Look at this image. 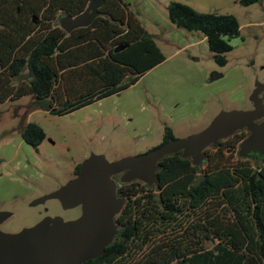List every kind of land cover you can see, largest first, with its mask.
Segmentation results:
<instances>
[{
    "label": "trees",
    "instance_id": "trees-1",
    "mask_svg": "<svg viewBox=\"0 0 264 264\" xmlns=\"http://www.w3.org/2000/svg\"><path fill=\"white\" fill-rule=\"evenodd\" d=\"M90 2L0 0V105L32 96L37 109L70 114L131 87L165 60L124 0H104L90 25L67 33L61 17ZM167 11L177 27L201 32L215 63L227 65L230 39L241 36L235 14L178 0ZM249 135L242 128L209 145L200 163L182 150L165 155L152 183L112 175L124 201L114 217L117 233L101 256L83 264H264V159L238 155ZM46 136L33 121L21 131L35 150ZM174 137L166 125L159 145Z\"/></svg>",
    "mask_w": 264,
    "mask_h": 264
},
{
    "label": "rangeland",
    "instance_id": "rangeland-1",
    "mask_svg": "<svg viewBox=\"0 0 264 264\" xmlns=\"http://www.w3.org/2000/svg\"><path fill=\"white\" fill-rule=\"evenodd\" d=\"M124 2L154 34L165 60L131 87L70 114L32 112V96L0 105L1 232L17 234L46 219L56 223L80 218L82 204L66 208L52 197L75 178L76 166L92 155L113 162L152 149L151 144L162 142L159 130L165 119L182 138L206 128L222 111L254 108L251 97L264 86V0L209 7L233 13L241 23V36L230 39L234 49L226 54L225 66L215 63L201 32L170 21L169 0ZM259 98L264 103V91ZM29 121L39 123L47 134L38 150L21 137ZM256 122L263 123L264 117ZM238 155L264 159V134L251 144L244 141Z\"/></svg>",
    "mask_w": 264,
    "mask_h": 264
},
{
    "label": "water",
    "instance_id": "water-1",
    "mask_svg": "<svg viewBox=\"0 0 264 264\" xmlns=\"http://www.w3.org/2000/svg\"><path fill=\"white\" fill-rule=\"evenodd\" d=\"M103 3L104 0H91L82 13L62 16L61 27L70 33L90 25L100 14L99 8ZM262 91L264 86L253 93V109L222 111L200 132L174 137L144 153L113 162H108L102 155L87 158L80 165L79 174L52 194L66 208L82 204L81 217L56 223L46 219L17 234L0 231V264H83L101 256L115 238L117 224L114 217L124 202L117 196V185L112 175L126 172L122 176L123 181L140 179L152 183L156 181L158 161L165 155L182 150L185 157L200 163L205 158L203 151L206 147L242 128L250 131L246 140L253 143L264 134V122H256L264 117V103L259 98ZM2 220L0 216V222Z\"/></svg>",
    "mask_w": 264,
    "mask_h": 264
},
{
    "label": "crops",
    "instance_id": "crops-1",
    "mask_svg": "<svg viewBox=\"0 0 264 264\" xmlns=\"http://www.w3.org/2000/svg\"><path fill=\"white\" fill-rule=\"evenodd\" d=\"M178 1H181V2H185V3H188V4H190V5H192V6H194L196 9H198V10H200V11H212V10H210V8L209 7H218V6H220V5H222V4H224V3H226V2H228V1H233V0H178ZM169 2H170V0H169ZM169 2L166 4V9H167V6H168V4H169ZM234 2H235V0H234ZM217 11V10H216ZM168 12V11H167ZM147 30V29H146ZM148 31V30H147ZM149 32V31H148ZM149 33H151V32H149ZM151 34H153V33H151ZM154 35V34H153ZM155 37V36H154ZM206 39V37H204V35L202 34V39ZM158 44V43H157ZM161 48V47H160ZM162 50V49H161ZM162 63V62H161ZM160 63V64H161ZM159 65V64H158ZM156 67V66H155ZM153 69V68H152ZM35 109V108H34ZM37 110H42V109H35V110H33L32 112H34V111H37ZM166 125H168V126H170V124H169V122L165 119L164 120V122H163V124H162V127H161V129L159 130V135L160 136H163V132H164V127L166 126ZM171 127V126H170ZM173 129V128H172ZM173 131H174V129H173ZM157 145H159V144H157ZM156 144H151V146H149V147H151V148H153V147H156L157 146ZM148 149H150V148H148Z\"/></svg>",
    "mask_w": 264,
    "mask_h": 264
},
{
    "label": "flooded vegetation",
    "instance_id": "flooded-vegetation-1",
    "mask_svg": "<svg viewBox=\"0 0 264 264\" xmlns=\"http://www.w3.org/2000/svg\"><path fill=\"white\" fill-rule=\"evenodd\" d=\"M77 175H78V173H77V174L75 173V177H76ZM120 176H122V173H121V175H120Z\"/></svg>",
    "mask_w": 264,
    "mask_h": 264
}]
</instances>
